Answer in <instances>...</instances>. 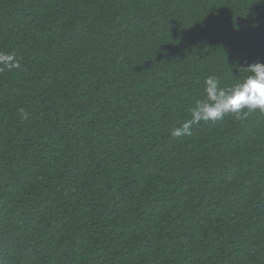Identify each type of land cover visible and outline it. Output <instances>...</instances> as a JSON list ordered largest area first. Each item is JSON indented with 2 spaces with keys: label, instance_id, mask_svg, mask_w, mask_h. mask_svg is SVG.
Returning a JSON list of instances; mask_svg holds the SVG:
<instances>
[{
  "label": "trees",
  "instance_id": "obj_1",
  "mask_svg": "<svg viewBox=\"0 0 264 264\" xmlns=\"http://www.w3.org/2000/svg\"><path fill=\"white\" fill-rule=\"evenodd\" d=\"M0 51V264H264V113L170 135L264 0H0Z\"/></svg>",
  "mask_w": 264,
  "mask_h": 264
},
{
  "label": "clouds",
  "instance_id": "obj_2",
  "mask_svg": "<svg viewBox=\"0 0 264 264\" xmlns=\"http://www.w3.org/2000/svg\"><path fill=\"white\" fill-rule=\"evenodd\" d=\"M0 71L20 69L21 64L14 53L0 51ZM247 75L231 84L221 87L217 78L209 76L204 81V98L195 102L190 108V118L170 131L172 137H182L192 134V128L201 121H217L227 114H233L238 119L250 113H264V63H253L240 68ZM22 119L28 118V113L20 109Z\"/></svg>",
  "mask_w": 264,
  "mask_h": 264
}]
</instances>
